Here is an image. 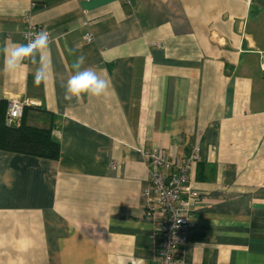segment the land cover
<instances>
[{
	"label": "crops",
	"instance_id": "obj_1",
	"mask_svg": "<svg viewBox=\"0 0 264 264\" xmlns=\"http://www.w3.org/2000/svg\"><path fill=\"white\" fill-rule=\"evenodd\" d=\"M31 25L48 46L5 71ZM81 56L108 88L67 102ZM13 97L59 155L0 149V264H153V148L199 193L184 261L264 264V0H0V115Z\"/></svg>",
	"mask_w": 264,
	"mask_h": 264
},
{
	"label": "built area",
	"instance_id": "obj_2",
	"mask_svg": "<svg viewBox=\"0 0 264 264\" xmlns=\"http://www.w3.org/2000/svg\"><path fill=\"white\" fill-rule=\"evenodd\" d=\"M41 33L36 27L29 26L22 32L26 43H30ZM92 39L91 33L84 37ZM33 104L28 99L13 97L8 99L4 114L6 125H19L26 105ZM149 159V185L144 190L158 203L159 216L154 219V250L157 258L153 264H187L184 261L180 246L187 241L190 231V204L199 193L189 185L188 170L190 161L181 159L178 162L159 148L147 153ZM149 211H155L148 206Z\"/></svg>",
	"mask_w": 264,
	"mask_h": 264
},
{
	"label": "clouds",
	"instance_id": "obj_3",
	"mask_svg": "<svg viewBox=\"0 0 264 264\" xmlns=\"http://www.w3.org/2000/svg\"><path fill=\"white\" fill-rule=\"evenodd\" d=\"M48 46V34L41 32L37 38L28 44L14 45L10 51L5 50L7 55L4 62V70L14 72L18 70L24 60L32 57L35 62V54ZM84 63V57L78 58L75 68V73L69 78L65 85L64 99L71 102L74 98L79 99L82 94H87L92 97H100L108 88V82L97 75L91 69L79 70L80 65ZM47 66L41 64L35 73L34 82L39 84L46 78Z\"/></svg>",
	"mask_w": 264,
	"mask_h": 264
},
{
	"label": "trees",
	"instance_id": "obj_4",
	"mask_svg": "<svg viewBox=\"0 0 264 264\" xmlns=\"http://www.w3.org/2000/svg\"><path fill=\"white\" fill-rule=\"evenodd\" d=\"M26 106L19 125H6L4 115H0V149L39 157L57 158L59 142L52 136L51 127L28 124L24 121Z\"/></svg>",
	"mask_w": 264,
	"mask_h": 264
}]
</instances>
